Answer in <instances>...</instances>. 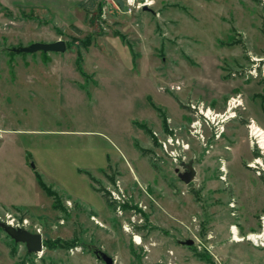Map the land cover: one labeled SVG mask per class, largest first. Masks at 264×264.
<instances>
[{
    "label": "rangeland",
    "instance_id": "1",
    "mask_svg": "<svg viewBox=\"0 0 264 264\" xmlns=\"http://www.w3.org/2000/svg\"><path fill=\"white\" fill-rule=\"evenodd\" d=\"M147 1L153 14L0 0V222L42 239L28 254L0 230V264H103L90 248L112 264H264V244L229 239L264 216L246 130H264V5ZM56 40L63 53L9 51Z\"/></svg>",
    "mask_w": 264,
    "mask_h": 264
},
{
    "label": "water",
    "instance_id": "2",
    "mask_svg": "<svg viewBox=\"0 0 264 264\" xmlns=\"http://www.w3.org/2000/svg\"><path fill=\"white\" fill-rule=\"evenodd\" d=\"M141 11L149 12L153 14V11L143 6ZM65 50V44L61 40H56L54 42L49 43H30L26 46H18V47H11L9 51L14 54H32L35 52H42V53H63ZM178 179L183 184H188L193 180L194 177V170L192 166L188 165L186 167V171L183 173H178ZM0 230L14 243L23 244L26 253L28 254H37L41 252L42 248V239L40 234L38 233H31L25 230L24 228L19 227H12L10 224L6 222H0ZM186 244H190L186 242ZM90 253L94 256V258L103 263V264H112V258L104 253L100 249L90 248Z\"/></svg>",
    "mask_w": 264,
    "mask_h": 264
},
{
    "label": "built area",
    "instance_id": "3",
    "mask_svg": "<svg viewBox=\"0 0 264 264\" xmlns=\"http://www.w3.org/2000/svg\"><path fill=\"white\" fill-rule=\"evenodd\" d=\"M102 1H109V0H102ZM112 1V0H111ZM114 1H118V0H114ZM125 7H126V12L127 13H130V10L131 8H138V9H141L143 6H146L148 7L149 5V2L147 0H142L141 2L139 3H134L135 1L134 0H121ZM261 3L264 5V0H261ZM125 12V13H126ZM240 105V104H239ZM206 112H208V115L206 114ZM200 115V117L202 118V121L203 123H205V125L210 128V129H213L215 126L213 125V123H215V117L218 116L217 114L215 113H210V110L209 108L205 109L204 112L202 111H199L198 113ZM217 123H215L216 125ZM252 124H255L252 120H248L247 124H246V130H247V138L249 140V143L251 145H255L256 148L259 150V154L262 156L264 155V152L263 150L259 147L258 145V142H257V136H255V134H253L251 132V126ZM257 126V125H256ZM259 127V126H258ZM260 128V127H259ZM264 131V130H263ZM219 134H215V137L218 138ZM171 138H167L166 139V143H171ZM257 155V153H256ZM169 156V155H168ZM171 156V155H170ZM175 157V156H174ZM254 161V160H253ZM259 161V158L255 159V163H257ZM248 167H251L249 164L247 165ZM262 172H264V169H262ZM6 223L10 224L12 227H15L17 225H14L13 223V219H9V216L7 217V220L5 221ZM235 227V226H234ZM264 231V216H261L259 217V234H261L262 232ZM241 240H246L248 241L249 243H251L252 246L254 247H262L263 244H264V240L263 239H258L256 240V242H253L252 240H248L247 237H248V234L245 235V236H239ZM229 239L232 240L233 239V236H232V233H231V226L229 227Z\"/></svg>",
    "mask_w": 264,
    "mask_h": 264
},
{
    "label": "bare ground",
    "instance_id": "4",
    "mask_svg": "<svg viewBox=\"0 0 264 264\" xmlns=\"http://www.w3.org/2000/svg\"><path fill=\"white\" fill-rule=\"evenodd\" d=\"M232 107H235V106H237V105H239L240 104V102L238 101V100H236V99H232L231 98V101H230V103H229ZM231 108V107H230ZM228 110H229V108H228ZM231 110V109H230ZM229 110V111H230ZM206 114L208 115V112H206ZM230 118H233V115H231V116H226L223 120H222V122H224V121H226L227 119H230ZM220 132V131H219ZM251 132L253 133V134H255V136H257V142H258V145H259V147L263 150V152H264V131L261 129V128H259L258 126H256L255 124H252V126H251ZM185 147V146H184ZM186 148V147H185ZM231 233H232V236H233V239L231 240L232 242H241L242 240L240 239V237H239V235H238V231H237V229H236V227H234V226H231ZM253 234H255V233H249L248 234V237H247V239L249 240H252L253 242H256V240H257V238L258 239H263L264 240V231L261 233V234H255V235H253ZM244 240V239H243ZM135 241H136V243L137 244H139L140 243V241H139V239L136 237L135 238Z\"/></svg>",
    "mask_w": 264,
    "mask_h": 264
},
{
    "label": "trees",
    "instance_id": "5",
    "mask_svg": "<svg viewBox=\"0 0 264 264\" xmlns=\"http://www.w3.org/2000/svg\"><path fill=\"white\" fill-rule=\"evenodd\" d=\"M79 5H81L80 3H79ZM165 128V127H164ZM149 132V131H148ZM140 152L141 153H144L145 151L144 150H142V149H140ZM37 179V183H38V185L40 186V187H42V188H45L44 187V185L41 183V181H40V179L37 177L36 178ZM46 189V188H45ZM46 191L48 192V190L46 189ZM48 194H50V192H48Z\"/></svg>",
    "mask_w": 264,
    "mask_h": 264
},
{
    "label": "flooded vegetation",
    "instance_id": "6",
    "mask_svg": "<svg viewBox=\"0 0 264 264\" xmlns=\"http://www.w3.org/2000/svg\"><path fill=\"white\" fill-rule=\"evenodd\" d=\"M186 170H183L182 172H176V177H177V175H178V173H183V172H185ZM177 179H178V177H177ZM179 180V179H178ZM180 181V180H179ZM181 182V181H180Z\"/></svg>",
    "mask_w": 264,
    "mask_h": 264
},
{
    "label": "crops",
    "instance_id": "7",
    "mask_svg": "<svg viewBox=\"0 0 264 264\" xmlns=\"http://www.w3.org/2000/svg\"><path fill=\"white\" fill-rule=\"evenodd\" d=\"M0 124H1V123H0ZM0 130H1V131H4V130L1 128V126H0ZM231 226H233V225H231ZM235 243H238V242H235Z\"/></svg>",
    "mask_w": 264,
    "mask_h": 264
}]
</instances>
